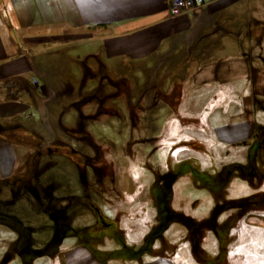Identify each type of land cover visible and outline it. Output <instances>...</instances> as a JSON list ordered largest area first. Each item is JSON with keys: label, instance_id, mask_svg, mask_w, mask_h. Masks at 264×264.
Instances as JSON below:
<instances>
[{"label": "flooded vegetation", "instance_id": "1", "mask_svg": "<svg viewBox=\"0 0 264 264\" xmlns=\"http://www.w3.org/2000/svg\"><path fill=\"white\" fill-rule=\"evenodd\" d=\"M99 64L102 65L99 69L84 65V80L90 75L98 81V87L92 92L84 93L82 86H85V83L76 88L72 74L62 73L59 68L52 72H47V69L39 70L43 93L38 95L29 86L28 100L20 105L30 112L25 115L28 121L18 122L13 118L16 114L0 111V150L5 144H9V155H13L6 160L0 158V223L16 234V239L9 243L4 255L0 256V264H10L15 258L19 260V264H36L42 258H47L52 264H69L70 260L75 261L76 258L82 260L80 264H88L91 260L99 264H109L110 260L125 264L127 260L137 258L140 261L147 253L154 256L159 251L160 254L163 253L167 247H178L170 243L167 236L175 223L181 224L189 231L193 256L198 258L199 262L208 261L212 254L202 257L200 245L205 224L187 214L184 202L183 205L180 203L174 206L175 186L182 177H193L194 183L206 182L217 199L222 200L224 188L231 182L230 175L236 169L238 175L246 179L250 186L253 187L256 181L261 183L264 170L258 165L257 158L263 162L264 151H258L256 154L254 149H257V142L260 149L263 145L264 124L259 127L257 135H254L258 141L254 143V147L250 145L246 163L225 165L215 173H208L194 166L189 158L180 159L176 165L173 163L176 159L175 151L186 150L189 143L182 138L174 142L176 132L171 133L169 126L161 131L155 124L156 118L153 115L161 102L169 105L175 113L179 100L177 97L181 94L178 92L176 95V89L173 88L177 84L174 75L171 76V70L167 69L161 75L159 69H156L151 79L146 77V82L139 85L138 79L131 82L123 74L112 77L108 66ZM48 74L57 76L55 81H58L59 87L52 86L55 84ZM66 98L72 99L69 105L63 103ZM123 98L130 119L131 142L119 148L112 144L100 143L101 139H96L95 135L87 130L89 122L97 121L102 114H111L122 121L126 116L117 109L115 99ZM94 103H97V108L88 113L87 107ZM41 107L44 111H41ZM72 108L78 113L75 128H69L62 123L64 113ZM8 118L13 121H6ZM29 137L34 138V141L29 140ZM18 143L26 147L22 153L20 151L19 158L17 151L12 147ZM164 146L169 147L170 168L165 173H157L152 184L158 222L147 233L140 246L136 247L135 240L127 239V230H123L118 217L106 215L101 205H114L112 199L107 196L110 197V193L116 192L125 203V183L128 180L123 164L127 159L136 161L143 160L142 157L150 158ZM63 164L77 168L81 180L79 191L73 190L69 183H64V175L52 173ZM152 172L154 173V170ZM120 175L123 177L121 187L117 186ZM256 195L227 201L223 206L218 205L212 222L216 224L217 216L223 209L235 207L240 211L252 210L260 203L257 198H261V204H264V193ZM7 197L10 199L7 200ZM83 209L93 213L95 221L77 227L76 220ZM117 209L121 212V206ZM45 215L52 219V225L46 223ZM251 215L253 213H250L253 220L257 218L264 222V215ZM224 226L226 229L217 232L220 240L219 252L223 255L225 250L228 251V246L222 244L223 240L229 242L233 239L230 233L232 224L228 221ZM39 233H43L45 237L35 236ZM69 240H72V243H67ZM159 245L162 249L157 251L156 247ZM177 251L179 249L175 251V255ZM177 256L179 264H187L186 253L180 255V258ZM171 259L170 256L169 264L173 263Z\"/></svg>", "mask_w": 264, "mask_h": 264}, {"label": "crops", "instance_id": "2", "mask_svg": "<svg viewBox=\"0 0 264 264\" xmlns=\"http://www.w3.org/2000/svg\"><path fill=\"white\" fill-rule=\"evenodd\" d=\"M171 4L172 0H0V111L23 113L26 108L11 101L21 100V94L28 99L29 86L43 93L42 82L33 75L39 76L40 66L49 67L41 55L45 50L97 41L100 51L87 55L108 67L104 60H125L145 74L155 65L159 69L165 63L175 70L183 64L189 74L181 78L192 79L196 86L227 88L231 101L243 109L217 128L216 143L249 142L256 131L251 118L258 97L264 96V0H217L202 11L178 17L171 15ZM50 80L55 88L60 86L57 79ZM242 84L250 92L234 89ZM10 147L1 148L0 158L13 157ZM254 221L255 228L264 229V222ZM233 242L222 244L229 247ZM73 261L69 264L82 260Z\"/></svg>", "mask_w": 264, "mask_h": 264}, {"label": "rangeland", "instance_id": "3", "mask_svg": "<svg viewBox=\"0 0 264 264\" xmlns=\"http://www.w3.org/2000/svg\"><path fill=\"white\" fill-rule=\"evenodd\" d=\"M100 46V43L97 41L90 43L85 40L75 41L54 50H45V52H43V54L41 53V55L48 61L47 63L49 64V67L48 69L46 68L47 72H52L54 69L59 68L62 73H71L75 78V87L80 88L82 84L85 83V86H82V90L84 93H89L98 87V81L97 79H92L90 75H88V78L86 77V80H84V65L91 64V66H94V69L102 67L97 60H94V58L87 55L91 52H99ZM175 58H177V56H175ZM104 62L110 65L108 68L111 71L110 73L112 77H119V74H123V76L129 78L131 82H135L138 79L139 85L146 82V77L151 79L154 75L153 73L158 68V65H155L153 69L146 70V73L144 74L143 71L136 68L135 64H131L125 60L117 62H106L104 60ZM172 65L175 66L174 62L170 63V67H172ZM179 66L175 70L172 68L170 69L171 76L174 74L178 76L175 83L179 86H173V88L175 87L176 89V95L178 92L181 94L177 97L180 101L178 100L176 104L177 106H175V113L172 112L173 109H171L169 105L162 102L153 113L154 118H156L155 124L159 126L161 131L169 126L171 133L176 132L174 142L182 138L186 139L189 143H187L188 145L186 150L178 149L175 151L174 159H176L175 161L173 160V163L177 165L180 159L189 158L194 166H198L208 173H215L222 166L231 165L232 163H246V158L250 151V145L252 144V147H254V143L258 141L254 138V136L249 142H243L244 145H232L229 143L218 144L216 142L220 141H217L215 136L217 134V128L230 123L229 120L232 113L243 109L241 104L236 101H231V97L227 95L229 92L227 88H221L216 84L209 86H196L193 84L192 79L181 78V75L184 76L186 73L188 76L189 70H184L182 68L183 64H179ZM40 67L41 71L45 69L44 66ZM167 67L168 66L165 63L160 66L159 72L161 75L168 69ZM48 75L52 80L57 78L56 75L55 77L50 76V74ZM33 76L36 81H42L37 74H34ZM15 89H17V93L21 94L19 88ZM234 89L239 90L242 94L250 92L251 90L250 87L244 84L236 88L234 87ZM15 97L17 98V95H15ZM20 99L21 100L18 102L15 100L11 101V103H18L19 105H16L20 107L25 100H28L23 94H21ZM71 101V98H66L63 103L65 102L66 105H69ZM115 102L118 106L117 109L120 110L122 115H125L126 117L121 121L111 114H102L99 116L97 121L89 122L87 130L91 131L95 135L96 139H101L100 143L112 144L119 148L126 145V143L131 142V125L124 98L115 99ZM97 106V103L88 106L87 112H94ZM108 106H110L109 102ZM255 110L256 113L254 114V118H251V121L253 122V126L256 127L255 135H257L259 127L264 124V96L261 95L258 97ZM28 113L30 112L25 110L23 113L21 112L13 118L17 119L18 122H26L28 120H26L25 115ZM77 115L78 113L74 108L69 109L68 112L64 113L62 123L69 128H75L77 125ZM6 121L12 122L13 120L8 118ZM257 122L258 125H261L258 126L256 124ZM29 140L34 141V138L29 137ZM262 143L263 145L260 149L259 143L257 142V149H254L256 154H258V151H264V141H262ZM13 148L17 151V157L19 158L20 151L22 153L26 147L18 143L14 145ZM169 155V147L164 146L163 148L160 147L158 153L154 156H150V158L142 157L143 160L138 159L136 161L127 159L123 164L124 173L127 174L126 177L128 180L127 183H125V190H127L125 203L122 202V199L120 198L121 196L118 192H116L110 193V197L106 195L108 198L112 199L115 206L106 205L104 203L101 205L106 215L112 218L118 217V221H120L123 225V230H127V239L129 241L135 240L136 247L140 246L144 238L147 236V233L158 222L155 205L156 199L154 191H152V184L155 182V175L157 173H165L167 169L170 168ZM257 163L261 166L260 168H263L264 170V161L262 162L257 158ZM152 170H154V173ZM52 173L64 175V183H69L73 190H80V175L75 166L63 164L60 165L59 168H55ZM120 177L117 181V186L119 187H121L120 183L123 181V177L121 175ZM230 177L231 182L225 186L223 192L224 199L222 200L217 199L215 193L210 190L208 187L209 185L206 182L197 181L194 183L193 177H182L179 183L175 186L176 194L173 203L174 206L176 207L180 205V203L183 205L184 202L187 214L196 218L197 221H202L205 224L204 237H202L204 240H201V250L203 255L202 257H207V255L212 254L211 258L208 257V261L199 262L198 258L193 256L189 231H186L181 224L175 223L169 230L170 233H167V236L170 239V243H174L178 247H167V250L164 249L163 253L160 254L159 250L162 248L159 245L156 247V250L159 252L154 254V256L147 253L140 261L137 258V260H127L126 263L148 264L149 262H155V264H167L166 262L170 260V256L172 257L171 260L174 262V260L176 261L178 258L177 255H179L180 258V255L186 253L187 264H264V229L255 228L253 225L255 219L253 220V218H250V213H253L251 216L255 217L264 215V204H261L263 203L261 198H257L260 203L257 204L256 207L252 208V210L240 211L239 209H235V207H233L234 209H223V211H221V213L217 216L216 224L212 222V218L214 217V213H216L218 205L223 206L227 201H237L238 199L246 196H252L253 194L260 196L264 193V178L261 183L255 180V185L252 187L247 181H245L246 179H243V177L238 175L237 169L230 175ZM6 199H10V197H7ZM22 205L24 206L23 203ZM261 205L262 207H259ZM119 206H121V212L117 209ZM44 220H46L47 224L52 225V219L48 215L44 216ZM256 220V222L263 223V221H260L257 218ZM94 221L95 217L93 213L83 209L79 214V218L76 220V225L77 227H81L84 224L93 223ZM228 221L232 224L230 233L233 236L234 242L228 247V254L226 255L225 253L223 257V253L221 251L219 252L220 240L217 232H221L226 229L223 227H225L224 225ZM47 235L49 234H46V236ZM35 236L45 237L43 233L36 234ZM14 239H16V234L0 223L1 257L7 250L9 243H11ZM236 239H238L237 242ZM67 243H72V240H69ZM177 249H179V251H177V255H175V251ZM223 258L225 261H223ZM15 259L16 260L12 261L10 264H19V260L17 258ZM74 262L75 261L72 263ZM176 262L179 264L178 259ZM120 263V261L116 260L109 261V264ZM36 264L52 263L47 258H42L38 260Z\"/></svg>", "mask_w": 264, "mask_h": 264}, {"label": "built area", "instance_id": "4", "mask_svg": "<svg viewBox=\"0 0 264 264\" xmlns=\"http://www.w3.org/2000/svg\"><path fill=\"white\" fill-rule=\"evenodd\" d=\"M217 0H172L171 15L178 17L202 11Z\"/></svg>", "mask_w": 264, "mask_h": 264}]
</instances>
